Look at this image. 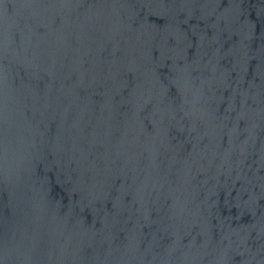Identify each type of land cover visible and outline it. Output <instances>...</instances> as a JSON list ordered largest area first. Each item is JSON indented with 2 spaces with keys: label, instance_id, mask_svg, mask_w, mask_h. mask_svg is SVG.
<instances>
[{
  "label": "water",
  "instance_id": "water-1",
  "mask_svg": "<svg viewBox=\"0 0 264 264\" xmlns=\"http://www.w3.org/2000/svg\"><path fill=\"white\" fill-rule=\"evenodd\" d=\"M0 264H264V0H0Z\"/></svg>",
  "mask_w": 264,
  "mask_h": 264
}]
</instances>
